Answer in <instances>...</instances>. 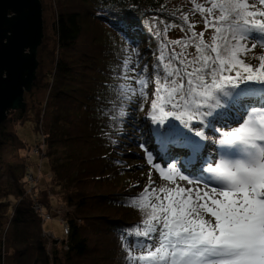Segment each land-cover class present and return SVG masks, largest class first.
Segmentation results:
<instances>
[{
	"label": "trees",
	"instance_id": "obj_1",
	"mask_svg": "<svg viewBox=\"0 0 264 264\" xmlns=\"http://www.w3.org/2000/svg\"><path fill=\"white\" fill-rule=\"evenodd\" d=\"M55 1L58 52L50 85L42 72L41 44L31 91L23 96L25 110L15 111L13 116L9 113L0 125V148L9 139L18 149L28 146L15 132H8L7 125L23 123L28 113H32L37 117L34 121L37 130L41 103L39 99L27 102V98L48 90L51 106L43 110L40 124L45 136L48 173L52 175L49 181L64 205L73 209L64 218L68 234L61 233L62 238L52 241V247L57 243L62 246L63 260L54 248L46 251V239L41 235L43 223L25 195L22 179L26 166L22 165L20 175L13 176L14 191L7 184L0 187V261L7 257L9 250L12 264H129L127 241L148 218L138 205L150 203L137 199L141 191L131 177L134 168L124 169L115 149L121 135L119 131L126 123L125 114L129 113L124 111L125 107L136 109L137 121L146 122L151 131V119L146 120V117L152 110L156 84L155 80L150 81L147 100L142 99L137 90L131 99L121 102V95L131 93H122L119 85L137 87L134 81L120 78L123 61L131 56L135 62L139 53L141 67L147 63L151 73L161 50V36L153 32L159 26L168 29V25L187 31L189 36L194 30H189L192 24L188 10L182 6L171 7L168 0H75L78 10L73 7L69 12L64 10L65 0ZM82 18L84 26L92 27L93 33L89 49L74 60L64 52H79ZM218 43L217 39L215 44ZM247 51L241 49L239 54L243 56ZM239 70L243 73L242 67ZM248 103H258V100ZM120 111L124 112L123 116ZM174 130L178 132V128ZM182 130L180 135H185L187 130ZM176 150L168 153L175 154ZM10 168L18 169L17 166ZM146 197L147 194L143 200Z\"/></svg>",
	"mask_w": 264,
	"mask_h": 264
},
{
	"label": "snow or ice",
	"instance_id": "obj_2",
	"mask_svg": "<svg viewBox=\"0 0 264 264\" xmlns=\"http://www.w3.org/2000/svg\"><path fill=\"white\" fill-rule=\"evenodd\" d=\"M196 7L203 14L201 5ZM247 7L246 0L212 2L207 12L211 15L219 9V16L205 17L204 23L206 29L214 28L212 39L220 43L205 44L203 33L194 31L187 44L171 42L182 48L194 44L197 55L192 60L186 62L183 53L175 51L166 57L161 49L151 73L147 63L141 67L139 53L135 62L131 56L123 61L120 78L134 81L137 87L119 85L122 93H131L119 100L131 99L137 90L147 100L149 83L155 80L151 134L165 155L172 149L188 154L164 163L141 144L149 165L162 176L167 170L170 177L196 185L172 190L165 197L166 207L163 203L158 207L138 205L148 218L127 241L129 264H264V56L259 57V75L236 58L241 49L249 50V44L251 49L258 44L264 47V22L250 21L248 17L257 13L246 12ZM192 28L194 25L189 26L190 31ZM206 49L215 55L206 54ZM178 58L180 66L171 68ZM233 69L235 75L224 74ZM257 84L261 87L254 86ZM161 99L164 105L158 106ZM250 100L258 103L250 104ZM165 106L170 110L165 111ZM180 109L183 111L177 114ZM172 125L186 129L194 142L168 135ZM181 164L196 167L201 175L186 174ZM147 193L146 187L137 199L143 201ZM201 210L210 218L205 219ZM133 250L140 254L132 255Z\"/></svg>",
	"mask_w": 264,
	"mask_h": 264
},
{
	"label": "rangeland",
	"instance_id": "obj_3",
	"mask_svg": "<svg viewBox=\"0 0 264 264\" xmlns=\"http://www.w3.org/2000/svg\"><path fill=\"white\" fill-rule=\"evenodd\" d=\"M41 7H42V31H43V39H42V47H41V54H42V72L46 75V82L48 86L50 85L52 73H53V63L55 62V59L57 57V37L54 30V23L56 20V1L55 0H40ZM171 4V7H185L188 12V17L190 20V23L194 25L193 30L195 33H203L202 39L204 40L205 44H215L212 37L215 35L214 28H205L204 19L205 17L213 18L219 16V9H214L213 13L209 15L207 12V9L212 6V0H168ZM65 12H69L73 10V7L78 10V6H76L78 3L75 2V0H65ZM246 3L248 4V7L245 9L246 12H254L257 13L255 17H248V19L252 22H255L257 20L264 22V15H259L260 13H264V4L260 3V0H246ZM199 4L204 9L203 14H201L200 9H197L196 5ZM83 18L81 19V26H82V34L80 36V42L78 43L79 48L77 49L79 52L76 54V51L72 52H64L67 55L74 58V60L79 58V54H81L82 51H86L89 49V42L91 40V36L93 33L92 27L84 26L83 24ZM154 35H160L161 36V42L159 47L163 49L165 52V56H170L173 51L176 53H183L182 57L185 59V61L192 60L196 55V47L194 44H189L186 47L181 46V44H173L172 41H181L182 43L187 44L189 33L187 31H183L179 29L178 27H170V28H163L160 27L158 30L153 32ZM254 33V37H255ZM254 43H258L257 40H253ZM164 45H167L165 48ZM248 51L247 54H244L241 56L239 52L237 53V59L243 60L244 63L249 64L252 66L253 69H256V74L259 75V69L261 60L259 59L260 56H264V47L258 46L255 49H251V45H248ZM160 50V49H159ZM179 59H174L171 64V68L179 67ZM167 59L163 61V63H167ZM191 70V69H189ZM236 69H233V71L229 74L235 75ZM227 73V72H226ZM228 74V73H227ZM226 75V74H225ZM162 95L166 96L167 93H163ZM33 99H39L41 103V111H40V120L38 123L37 130L34 129V121H36L35 116H33L32 113H28V119L23 123H16L14 125H7V131L8 132H15L16 136L19 138L20 141L24 142L28 146L25 147V149H18V145L13 143L10 139L1 146L0 148V187L4 188L7 185H10L11 190L14 191L15 187L14 184V178L13 176L20 175V166L25 165L24 173L27 171H30L33 173L36 180L34 183H31L34 185V188L32 190L28 189V183L24 178L22 179V182L24 183V189H25V195L28 199H36L40 200L42 202V205L46 210H48L50 213L54 212V210L61 209L62 212H64V218L65 215L70 212H72V208L67 207L62 202V199L57 192V189L54 188L52 185V182L49 181L52 178L51 173H48V167H47V158H46V151L44 150L43 156L40 155H34L32 152V149L36 146L41 147V144H45V136H43V131L41 127V121H42V113L43 110L46 109L49 110V104L51 106V102L49 103V95L48 90H42L40 93L36 92L31 97L27 98V102ZM152 102V101H151ZM160 102V103H159ZM158 102L159 105H164V100L161 99ZM29 104V103H28ZM123 105L126 106L125 102ZM170 108L165 106V111H169ZM125 112H129L125 114V122L124 125H122V128L119 132H121V135H119L117 143V152H119L118 157L120 159L121 166L124 167V169H132V175L131 177L134 179V181L139 185L140 191H144V189L148 188V197L144 199L143 201L150 203V205H156L157 207L163 203L164 206H167V200H165L166 196L172 195V190H178V186L180 187H188L189 185L187 181H181L178 177H170V174L165 170L163 176L161 173L153 166L149 165L147 160V153L143 148L140 147L141 144H145L148 149H150L154 156L157 159L162 160L164 163L171 162L173 159H183V155L186 154V152L181 151L180 149L176 150L175 154L168 153L170 158H168L167 154L161 152L155 138L151 134V131L148 129V124L146 122H138L137 121V115H136V109H128V107H125ZM180 111H183L182 109L178 110L177 114H179ZM15 111L10 112V116L14 115ZM150 114H153V110H151ZM158 117L160 115L159 112L154 113ZM150 116L146 117V120L149 119ZM49 119V118H48ZM151 119V118H150ZM168 120H173L172 117H167ZM144 120V119H143ZM174 123L179 124V121H174ZM152 124V122H151ZM155 125L152 124V128ZM235 126V125H233ZM150 128V129H152ZM178 128V132L177 129ZM137 129H140L141 131H137ZM149 131H148V130ZM227 130V129H224ZM182 127H179L177 125H172V131L168 133L170 136L175 137H183L184 139L188 140L190 143L194 142V138L192 135L185 131V135L182 133ZM179 133V134H178ZM151 134V135H150ZM149 135V136H148ZM46 148V144L44 146ZM119 149V150H118ZM58 153L57 155H59ZM11 166H17V170L11 169ZM163 166V164H162ZM137 168V169H135ZM182 170L193 177L201 175V173L198 171L196 167L192 168H185L183 164H181ZM22 173V171H21ZM48 173V174H47ZM46 182V184H45ZM196 185H191L190 187ZM202 187V186H201ZM91 188V187H90ZM156 189V195L153 197L152 189ZM163 189L164 191H161ZM140 192V193H141ZM159 197V199H157ZM20 200V199H18ZM16 200V202L18 201ZM62 207V208H61ZM201 214L204 216L205 219H209V215L204 213L201 210ZM143 226V225H142ZM43 231L51 232L55 239L59 237L62 238V232L61 227L58 225L57 220L54 218L51 221L47 223H43ZM42 234V233H41ZM46 244V251L49 252L50 249L54 248L57 250L59 257L62 259V246L60 244H56L54 247H52V242H49V240H45ZM7 257L3 258V261H0V264H12L13 262L9 258V255L11 251L8 250ZM139 251L135 250L134 256L139 255Z\"/></svg>",
	"mask_w": 264,
	"mask_h": 264
},
{
	"label": "water",
	"instance_id": "obj_4",
	"mask_svg": "<svg viewBox=\"0 0 264 264\" xmlns=\"http://www.w3.org/2000/svg\"><path fill=\"white\" fill-rule=\"evenodd\" d=\"M39 0H0V125L12 111L25 110L42 44Z\"/></svg>",
	"mask_w": 264,
	"mask_h": 264
},
{
	"label": "built area",
	"instance_id": "obj_5",
	"mask_svg": "<svg viewBox=\"0 0 264 264\" xmlns=\"http://www.w3.org/2000/svg\"><path fill=\"white\" fill-rule=\"evenodd\" d=\"M44 146L45 145L41 144V147L36 146L35 148H33L32 149L33 154L34 155L41 154L43 156ZM24 180H26L27 182H30L28 183L29 185L28 189L32 190L34 188V185L31 183H34V181L36 180L33 173H31L30 171H27L24 174ZM30 200H31V209L36 214V216L41 220L42 223H47L55 218L57 220L58 225L61 227L62 234L65 236L68 234V225L64 221V212H62L61 209L54 210V212L50 213L48 210L44 208V206L42 205V202L40 200H37V198L33 200L30 199ZM41 235L44 239L49 240V242L58 240V239H55L54 235L48 231H42Z\"/></svg>",
	"mask_w": 264,
	"mask_h": 264
},
{
	"label": "bare ground",
	"instance_id": "obj_6",
	"mask_svg": "<svg viewBox=\"0 0 264 264\" xmlns=\"http://www.w3.org/2000/svg\"><path fill=\"white\" fill-rule=\"evenodd\" d=\"M186 185H189V184H186ZM190 186H191V185H189L188 187H190ZM188 187H184V188H186V189H187ZM192 187H193V188H195V186H192Z\"/></svg>",
	"mask_w": 264,
	"mask_h": 264
}]
</instances>
